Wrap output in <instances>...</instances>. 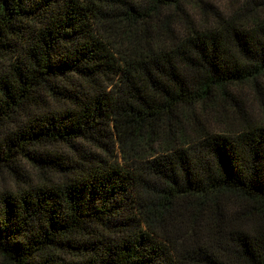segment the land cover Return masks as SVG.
I'll return each mask as SVG.
<instances>
[{
  "label": "trees",
  "instance_id": "trees-1",
  "mask_svg": "<svg viewBox=\"0 0 264 264\" xmlns=\"http://www.w3.org/2000/svg\"><path fill=\"white\" fill-rule=\"evenodd\" d=\"M0 264H264V0H0Z\"/></svg>",
  "mask_w": 264,
  "mask_h": 264
},
{
  "label": "rangeland",
  "instance_id": "rangeland-1",
  "mask_svg": "<svg viewBox=\"0 0 264 264\" xmlns=\"http://www.w3.org/2000/svg\"><path fill=\"white\" fill-rule=\"evenodd\" d=\"M224 1V0H223Z\"/></svg>",
  "mask_w": 264,
  "mask_h": 264
}]
</instances>
